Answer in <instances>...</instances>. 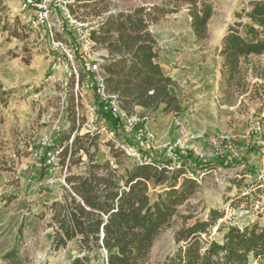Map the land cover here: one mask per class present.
<instances>
[{
  "label": "rangeland",
  "instance_id": "rangeland-1",
  "mask_svg": "<svg viewBox=\"0 0 264 264\" xmlns=\"http://www.w3.org/2000/svg\"><path fill=\"white\" fill-rule=\"evenodd\" d=\"M167 1L81 0L76 9L78 15L95 29L97 22L109 13L139 5H162ZM210 1L214 15L207 25L206 40L196 42L185 7L150 27L160 47L157 62L164 74H172L178 84L174 92L182 112L167 115L160 107L149 117L154 122L161 118L167 124L165 134L168 133V137L175 134L194 146L190 151L195 157L203 161L219 162L222 159L232 163L229 168L216 164L205 172L194 168L197 173L194 177L201 187L179 208L180 212L190 208L196 218H203L208 208H216L225 211L226 224L242 227L258 222L264 225V145L255 138L252 143L257 148L248 146L251 132L256 127L252 116L258 104L256 95L263 92L264 81L250 78V90L255 95L244 97L241 104L234 107L220 105L221 97L217 91L221 38L228 26L237 20L235 12L245 6L246 0ZM18 7L17 0H0V197L14 195L15 198L0 210V264H69L85 252H81L77 240L57 251L51 249L53 228L49 227L51 220L47 207L60 198L66 175L84 173L86 157L82 155L78 161L79 154L70 157L68 152L65 161L60 157L57 167L44 168L42 156L55 150L61 153L67 144H71L74 135L86 133L84 123L90 115L89 109L95 105V95L92 82L85 77L79 63L75 62L74 66L76 77L73 65L66 58L58 64L53 62V55H58L59 51L53 48L42 29L23 24ZM57 38L63 39L62 36ZM94 52L107 54L99 46L94 47ZM250 59L264 75V54ZM107 125V133H98L99 147L95 157L104 161L108 157L109 144L113 143L127 156L118 167L125 173L124 170L139 163L141 157L135 149H129L126 134ZM72 126L74 131L70 134ZM58 131L63 136L70 134L62 147L53 146ZM212 134L230 138L219 154L205 141ZM189 135L194 139L188 141ZM152 136L153 143L160 142ZM167 140L162 144L173 141ZM144 150L157 161L163 156L161 145L156 151L151 147ZM244 165L254 172H246ZM41 168L46 170V175L39 179ZM252 185H257L252 189L258 190L252 195L257 201L248 207L246 202L239 204L240 197ZM161 190L162 187L149 184L150 199L154 200ZM252 198L249 196V201ZM231 202L239 206L231 208ZM221 238L222 235L214 236L217 241ZM173 250L172 232L164 228L152 245L149 264H161ZM8 251L15 252L14 259L4 258ZM89 259L88 264H104L105 252L90 253Z\"/></svg>",
  "mask_w": 264,
  "mask_h": 264
},
{
  "label": "trees",
  "instance_id": "trees-1",
  "mask_svg": "<svg viewBox=\"0 0 264 264\" xmlns=\"http://www.w3.org/2000/svg\"><path fill=\"white\" fill-rule=\"evenodd\" d=\"M184 7L196 42L206 40L207 25L214 15L210 0H168L162 5H139L107 14L92 31L95 45L107 51L101 65L105 93L114 95L120 109L127 114H134L136 107L144 109L131 137L125 139L131 148L137 149L141 161L121 173L118 167L127 156L113 143L109 144L108 157L98 161L95 157L99 147L97 133L74 135L71 144L63 148L59 158L64 161L68 152L70 157L79 154L78 161L82 155L86 157L84 173L66 175L60 198L47 207L49 227L53 228L51 249L57 251L77 240L79 249L85 252L69 264H88L89 254L100 250L105 252L104 264H149L152 245L164 228L172 232L175 250L161 264H264V225L258 222L242 227L226 224L225 211L216 208H208L203 218H196L190 208L183 213L179 210L201 187L188 172L195 176V169L205 172L216 164L229 168L232 163L222 159L203 161L190 150H175L179 167L173 168L171 158L163 155L157 161L153 155L137 148L140 141H147L136 134L145 131L146 120L152 113L160 107L167 115L182 112L174 92L178 84L164 74L157 62L160 47L150 27ZM235 17L237 20L221 38L218 53L221 61L217 91L220 105L228 107L255 95L250 90V78L264 81V75L250 59L264 54V0H246ZM84 75L91 78L88 72ZM93 94L98 115L112 129L124 133L118 119L109 114L110 99L100 102L95 84ZM256 101L252 114L256 127L248 143L251 149L256 147L252 143L255 138L264 145V90L257 92ZM73 131L74 126L70 134ZM70 134L63 136L58 131L53 146L62 147ZM44 157V168H47ZM244 168L246 172H254L245 165ZM45 175L46 170L41 168L39 179ZM149 184L162 187L154 200L149 197ZM255 187L252 185L240 197L239 204L246 202L248 207L257 201L252 198L258 191L252 190ZM13 199L14 195L1 196L0 210ZM237 206L233 202L229 204L231 208ZM215 235H222L221 240H215ZM4 258L14 259L15 252H6Z\"/></svg>",
  "mask_w": 264,
  "mask_h": 264
},
{
  "label": "built area",
  "instance_id": "built-area-1",
  "mask_svg": "<svg viewBox=\"0 0 264 264\" xmlns=\"http://www.w3.org/2000/svg\"><path fill=\"white\" fill-rule=\"evenodd\" d=\"M80 1L81 0H18L19 18L27 27L43 30L45 37L52 43L53 48L60 53V55L59 53L58 55H53V62L56 61L58 64L63 58H66V60L73 65V73L76 77H78V75L74 67L75 62L81 65L84 74L85 72L91 74V78L86 75L85 77L92 82V90L95 84L100 102L110 99L108 108L109 114H112L118 119L119 125L125 129L124 134L129 138L132 135V130L136 123L140 122V118L135 114L125 113L120 109L116 97L105 93L101 65L107 54L106 52H104V54L94 52V47L96 46L92 39V31L94 28L90 27L86 19L78 15L76 8L81 3ZM102 20L103 19L100 21ZM99 22H97L95 27ZM58 36H62L63 39L59 41L57 38ZM89 110L90 115L84 123L86 133L90 135L95 133L98 134L99 132L107 133L106 129L108 125L106 121L98 115L96 104ZM136 136L138 138H150L151 135L146 131L145 126V131L143 130L137 133ZM188 138V141L194 139L192 135H189ZM206 138V143L210 145L217 154L222 151L223 144L230 141L229 137L223 136L222 134H212L208 135ZM193 147L194 146H190V144L188 145L187 141L183 138L176 137L173 138L172 142L162 144L161 151L163 153L162 155L173 160L174 168L179 167L174 151H189L193 150ZM145 148H147V141H140L138 149L142 150ZM129 149L132 148L130 147ZM135 150L137 151V149ZM59 154L60 151L55 150L49 155H45V166L48 168L57 167L60 160ZM169 169H172V167H169ZM187 174L189 177H194L191 172Z\"/></svg>",
  "mask_w": 264,
  "mask_h": 264
},
{
  "label": "crops",
  "instance_id": "crops-1",
  "mask_svg": "<svg viewBox=\"0 0 264 264\" xmlns=\"http://www.w3.org/2000/svg\"><path fill=\"white\" fill-rule=\"evenodd\" d=\"M18 1V0H17ZM166 75V74H165ZM168 77H172V74H168L166 75ZM174 78V77H172ZM135 109V113L136 115H140L144 113V109L136 107ZM164 117H166V115H163ZM151 119V120H150ZM161 118H158L156 122H154L152 120V118L148 117L146 120V131L151 135L150 138L148 137L147 140V148H152L153 150H158L160 145H162V141H168L167 139L171 140L175 137H177V135L173 134L170 137L167 136L168 133L165 134V130H167V124L164 121L160 120ZM156 137L157 141L159 140L160 142H156L153 143V136L152 134Z\"/></svg>",
  "mask_w": 264,
  "mask_h": 264
}]
</instances>
